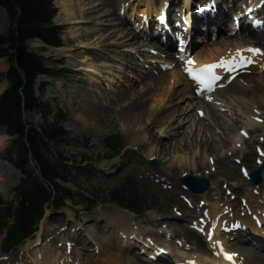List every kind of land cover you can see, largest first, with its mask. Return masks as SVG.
<instances>
[{
	"label": "rangeland",
	"instance_id": "rangeland-1",
	"mask_svg": "<svg viewBox=\"0 0 264 264\" xmlns=\"http://www.w3.org/2000/svg\"><path fill=\"white\" fill-rule=\"evenodd\" d=\"M153 1L158 2V0ZM180 1L174 0L173 3L179 7ZM225 1L222 0L221 3L223 4ZM137 2L128 0L129 5ZM52 3L56 8V14L52 21L55 24L63 25L60 33L62 47L45 46L35 40H30L27 45L30 50L48 59L51 66L62 59L67 72L71 73L68 78L64 77L62 80L39 77L37 83L44 82L45 85L41 99L45 102L49 101L52 108L62 109L66 115L64 127L69 136L68 140L60 145V150L71 160L74 157L78 160L80 155L85 154L92 161L91 177L78 176L75 181H70L66 186L73 191L78 190L80 194L78 197L80 200H78L84 201L86 206H89L92 201L94 204L92 212L88 213L83 211L81 206L83 204H74L69 201L64 208L57 212L49 213L46 210L37 225L38 230L33 234L35 239L26 240L23 245L15 247L7 254H2L0 250L1 263L7 261L11 254L16 253L19 257L13 264H32V254L35 253H33V249L39 248L38 257H40L41 254L46 253L47 249L63 250L64 241L69 239L67 235L85 237L86 234L82 233V230H76L74 217L84 224L91 221L93 217L101 216L105 207L127 210L105 197L107 190L122 183L125 179H132L135 182V184L132 183V188H129L126 194L141 202L142 212L134 213L135 226L157 239L172 242L169 243L171 246L175 245V239L163 238L161 235L167 229L173 234L172 227H165V222L171 219L170 217H176L177 213L175 214L172 209H188L180 198L183 193H186L187 197H191L192 202L199 197H192L182 191L178 179L183 172L206 175L210 180V188L207 190L209 196H206L207 202L211 201L210 198H213L212 200L217 198L221 203L227 198L230 200L225 192L223 193L224 183L234 188L237 196H245L244 192L246 194L250 192L243 173L246 168L250 170L257 164L258 158H260L259 146L264 151V144L261 145L264 142V111L261 114L263 121L255 122L260 126L250 129V121L254 122L249 116L250 110L254 106L251 98L247 95L243 96L240 98L242 104H239L229 94L221 91L222 93L217 96L223 99L221 104L206 102L204 105L205 116L198 118L196 116L198 102L193 101L190 97H184L190 95H184L171 108L169 105L172 104H160L163 109L168 107L174 112L171 123H168L166 119L162 121L167 131H159L158 129L163 127L161 125H149L140 117L141 115H138L133 125L127 124L125 121L128 119L125 117L129 113L137 110L138 107H146L148 104L154 103L156 99L154 86L157 81L155 77L171 71L158 72L156 62H150L152 58H156L149 51L151 47H155V43L146 38L144 30L141 28L144 25L141 23L142 19L135 15L132 17H135V22L130 23L124 15L121 17L118 15L117 8L111 14L108 13L106 7L94 11L93 9L102 3V0H79V4L75 3L74 9L76 17H82L79 19L80 21H61L62 8L55 0H52ZM0 8L1 34L8 26V18L4 7L0 5ZM229 20L228 15L222 20L220 25L223 29L217 31L214 39L217 41L232 39L227 31ZM253 40L258 42L257 39ZM208 46L210 44L203 45L200 50L206 49ZM79 61L92 65V67L85 69L87 71L79 70L77 65ZM6 68L7 59L1 57L0 73L4 72ZM179 72L181 73V70ZM239 81L241 85L250 82L251 86L264 94L263 71L253 68L250 73L243 74ZM6 86L7 82L1 80L0 92L6 89ZM121 92L127 94V99L123 102L118 101V94ZM200 107H203V103ZM23 119L25 122L35 125L42 122L38 111H24ZM169 126H172L173 131H170ZM243 129L250 135L242 136L240 131ZM3 133L6 134L4 131ZM111 134H119L118 142L124 146L114 157H110L107 152L104 140ZM150 134L156 135L155 140L149 139ZM203 141H208V150L211 149L214 152H209L210 161L218 156L226 157L225 165L227 167L219 169L216 165L210 166L208 159L201 163L197 159L199 152L190 156L193 151L198 150L199 144ZM10 142L9 138L6 141V146L0 147V168H2L0 169V197L4 202L13 199V188L21 177L19 172L12 171L13 169L6 165L8 162L5 160V155L10 148ZM184 144L185 146H182ZM186 147L188 149H185ZM213 154H215L214 157ZM150 158L156 160L157 166L149 162ZM190 158L194 163L192 169L187 167ZM76 166L77 164L74 165V167ZM16 174L18 176H15ZM203 197L204 195L201 196V198ZM236 202L235 199L234 203ZM190 213L196 214V211H190ZM148 220H157L160 221V224ZM173 220L183 226L188 222L185 215L181 219L177 217ZM185 227H182L180 232L186 231ZM52 231L56 238L50 241L48 233ZM40 233L45 234V238H42L38 244L39 241L36 239ZM1 240L0 236V248ZM199 241L204 242L200 237ZM251 241L250 244L243 245L247 250L250 249L248 251L250 254H255L254 251L264 253L260 248L263 247L262 245L258 246L254 240ZM84 246L88 248V251L83 250V246L77 244L75 246L77 251L69 254L68 260L71 262L76 258L81 261L83 257L81 253L93 252L88 240ZM147 253L150 254L149 249ZM262 261L264 262L263 259H261Z\"/></svg>",
	"mask_w": 264,
	"mask_h": 264
},
{
	"label": "bare ground",
	"instance_id": "bare-ground-1",
	"mask_svg": "<svg viewBox=\"0 0 264 264\" xmlns=\"http://www.w3.org/2000/svg\"><path fill=\"white\" fill-rule=\"evenodd\" d=\"M55 1L61 6L62 11H63V17H61V21H67V22L80 21L79 19H81L82 17L80 16L79 18H77L75 15V9H74L75 3L79 4V0H76V2H74V0H55ZM214 1L219 6L216 9V14H217L216 16L218 18V15H220V19H223L224 17L222 14L223 9L221 7L222 0H214ZM162 2H164V0H158V2L156 1L154 2L153 0H138L137 4L134 3L131 5H129L128 3L129 7L125 9V15L128 14V17H131V20L135 19V17L132 18L135 15H137L141 19L144 17L145 20L143 21L144 25L142 26V28H144L146 24V29L151 28L152 29L151 31H153V29H158L161 27L158 23L156 22L153 23L154 16H157L158 14H160L161 11L164 14L171 12L169 8H166V9L158 8L157 9L158 5L159 7L162 6L163 4ZM189 4H190V1L185 0L183 8H187ZM105 7L107 8L108 13L111 14L116 10V8L118 10V8L120 7V0H105V1L102 0V3H99L97 7L94 8L93 10L98 11ZM256 10L259 15L264 16V6H262L260 10L258 9ZM150 19H152V22H149ZM213 20L214 19L208 20V22H206V25L214 23ZM162 33L163 35L166 33L163 28L161 30V34ZM246 36L247 35H243L242 39L232 40L231 42L228 41V43L226 41H223L222 43L210 42V43L204 44V45L210 44V46H208L206 49H201V50H200V47L198 48L199 51L196 53L194 57V60L196 62L194 67H197L203 63H208V62L217 60V58L221 56L222 53L226 52V49H230L232 50V52H234L237 48H241L242 46H245V44H249L250 41L247 40ZM250 36H247L248 39L262 40L261 35L256 34V32L250 33ZM199 39L204 40L205 37L202 36ZM256 60L259 63H261L260 67L263 68L264 67V52L262 56L257 57ZM77 65L79 66V70L82 69L84 71H87L85 69H90V67H92V65H88L87 63L83 64L80 61L77 63ZM181 74L182 72L180 73L179 70L174 69V70H171L169 73H164L160 75L159 77H155V79L157 80L155 81L156 83L154 86L155 97H156L154 101L155 104L151 103V104H148V106L146 107H138L137 110L129 113L125 117V119H128L125 122H127V124L133 125L135 123L136 118H138V115L139 116L141 115L140 117L143 120H145L149 125H161L163 127L159 128L158 130L162 132L167 131V129L165 128L166 126L162 124V121L166 119L168 123H171L174 112L170 108L173 105H175L176 101L182 99L184 95H190V96H184V97H193L191 82H189L186 79V77L183 74L182 75ZM221 91L223 93L229 94L230 97H232V99L237 101L239 104H242L240 98L247 95L249 98L253 100L252 102L254 104L253 103L252 104L254 105L253 107H255V110H257L261 114L263 113L264 94L258 91L255 87L251 86L250 82L241 85L237 80H233L230 84H228L226 87L220 90V92ZM126 99H127V94L125 92H121L118 94V101L123 102ZM160 104H163V105L172 104V105H169L170 108L167 107L163 109L162 107H160ZM202 108L204 110V107ZM249 116L250 117L252 116V118H255L256 116H260V115H258L256 111L252 112V110H250ZM250 123H251L250 129H254L260 126L259 124L255 122L250 121ZM169 127H170V131H173L172 126H169ZM0 131H1L0 135H4L1 129ZM154 138H156V135L150 134L149 139H154ZM207 143L208 141H203L202 143H200L198 146V150H196L195 152L193 151L190 156L199 152L197 154V159L200 160L201 163H203L205 159H208L210 162V166L216 165V167H218L219 169L226 166L225 165L226 157H223V156H218L213 159V157L215 156V154H213L212 155L213 160L210 161L209 152L210 151L213 152V150L211 149L208 150ZM158 144H159V141H158ZM263 144L264 142L261 143L262 146ZM220 145H223V143L222 144L220 143ZM182 146H185V144ZM177 148H179V145H177ZM185 149H188V147H186ZM187 165L189 169H192L194 167V163L191 162V158ZM8 167L13 169L10 165H8ZM12 171L17 173V171L14 169ZM189 174L192 175L193 173L190 172ZM263 175H264V172H263ZM15 176H18V174H16ZM250 190L251 191L248 192L247 194L244 193L247 209L243 208L241 206V203L239 204L231 203L229 205H223L216 199L215 200L211 199L210 202L209 201L207 202V197L205 196L207 194L202 193V195H204L206 199L205 206L209 208V211H206V212L204 211L205 213L202 214L204 216V220L207 221L206 224L209 222L208 227L206 229V234H207V231L212 229L215 223L218 222V227L213 230L214 238H211L212 241L210 243H207V244L204 243L205 238H203L204 242L201 243L199 241L200 236L197 234L196 231L191 230L189 227L186 228L180 223L174 222L173 217H171V219H168L166 221L167 225L169 227L174 228V231H175L174 234L176 236L183 237L186 242L191 243V245H195V251L193 252L196 253V255L198 256L197 258L202 263H205L206 261L214 260V258H212L211 255H209V251L210 252L216 251L217 247L215 246L214 240H220L222 241V243L224 242L223 245L224 247H226L225 249H228L227 248V245H228L229 249L243 251L242 252L244 256L243 262L238 261L237 259L233 258L230 261H228L229 264H260L261 259L264 260V254L256 253V251H254L255 254H250L248 251L242 249L241 244L244 243L247 238L241 235L240 234L241 232L239 233L236 231H232L227 234L220 233V230L223 229L224 226H230L233 223H238L237 220L238 218L240 219L241 212H244V213H248V211L254 212L256 215H258L260 218L264 220V194H263L264 182H262V184H259L257 186H252ZM254 190H257L258 192L254 193ZM187 193L192 197L200 196V194H192L189 192ZM200 210L202 211L203 209L201 208ZM191 211L195 212L194 210H191ZM176 213L177 214L175 218L180 217L181 219V217H183L184 213L186 212H184L182 209H178ZM189 214L192 215L193 213L188 212L185 215H189ZM134 218H135L134 214L126 210H121V209L113 208V207H105L101 213V216L93 217L91 221H87L84 224H81L80 222H78L77 225L83 228L82 231L84 234H86V236L83 238H79V237H73L75 236L73 235L72 240L76 242L74 245L77 246V244H80L83 246V250L88 251V248L84 246L86 240H88L92 244L93 249H94L92 253H86V252L81 253L83 257H82V263L80 264H92V262L93 264H167V261L164 260L160 256L154 255L150 261L148 260L147 256H145L144 258V257L139 256L137 253V252L139 253L142 252V254H148L147 253L148 249H149L150 254L153 253L154 250L158 249V245H157L159 244L158 242L156 244L154 243L155 245L152 244V246H147L139 242L141 243V247H139V250L137 251L134 250V252H131L130 249H133L136 244L130 245L129 241L127 240L128 239L127 236L128 234L131 233V230L132 231L137 230L135 227ZM242 218H244V221L246 223H248V221L250 222L252 221V219H248V217H245V216ZM148 221L152 223L155 222V224L159 223L157 220H148ZM260 222H263V221L260 220ZM249 226L253 228L252 230H249L248 235H257L259 236V238H262L264 240V224L260 228H257V226L255 227L254 225H249ZM182 227L186 228V231H183V233L180 232V229L181 230L183 229ZM204 227L205 226H202L201 223L198 222V226H197L198 229L204 228ZM260 231H263V233H260ZM141 233H145V232L140 230V233L138 234V231H137L136 234L139 235L138 238L140 237ZM53 234H54V231L48 234L50 236V241L55 240L56 238ZM131 236L135 237V235H131ZM145 236L146 238H148V240H150V238L148 237L149 235L146 234L144 235V237ZM144 237L143 238L140 237V240L142 241ZM146 238H145V241H147ZM225 242H227L228 244L225 245ZM148 244L151 245L149 241H148ZM162 245L163 244H160L159 246H162ZM75 246L73 250L77 251ZM38 249L39 248L33 249V253L34 252L35 253L32 254L33 255L32 264H68V255L66 254L64 250L63 251L60 249L53 250L56 248L47 249L45 251L46 253L41 254L40 257H38V251H39ZM16 256H17L16 253L10 256L9 264H12L13 259H15ZM153 259L154 261H152ZM261 264H264V262L262 261Z\"/></svg>",
	"mask_w": 264,
	"mask_h": 264
},
{
	"label": "trees",
	"instance_id": "trees-1",
	"mask_svg": "<svg viewBox=\"0 0 264 264\" xmlns=\"http://www.w3.org/2000/svg\"><path fill=\"white\" fill-rule=\"evenodd\" d=\"M0 5L9 17L6 34L0 35V55H7L11 63L5 75L10 85L0 96V124L10 133L17 134L15 159L11 162L25 175V179L16 188V208L12 210L11 205L5 209L0 208V214L6 210V219L15 217L14 227L8 236L9 243L14 244L30 233L32 224L42 214L45 205L58 208L64 204L65 199H74V194L55 182V179L66 181L70 167L64 163L63 158L51 160L48 151L51 141L58 142L65 136L60 125L63 114L56 112L51 121L39 127V131L34 126L26 127L21 118L22 106L25 109L42 106L32 92L35 77L42 72L55 73L44 67L39 57L26 50L25 41L37 37L49 45L60 44L61 26L51 22L55 9L51 0H0ZM116 138L118 135L105 139L111 152H118L120 147L116 144ZM29 160L36 166L38 178L26 169ZM39 178L52 189L47 190ZM109 193L111 199L119 205H135V200L125 195L124 184L112 188Z\"/></svg>",
	"mask_w": 264,
	"mask_h": 264
},
{
	"label": "snow or ice",
	"instance_id": "snow-or-ice-1",
	"mask_svg": "<svg viewBox=\"0 0 264 264\" xmlns=\"http://www.w3.org/2000/svg\"><path fill=\"white\" fill-rule=\"evenodd\" d=\"M249 52L261 53L264 50L259 48H248ZM244 49L237 48L235 54L228 56H221L219 60L208 62L200 65L199 67H194L195 61L189 58L186 62L185 72H187L198 85L203 88H211L216 80L219 79V76L216 73V69L219 67L230 68L237 59L247 60V57H244L242 54ZM247 135V133H245ZM219 243V242H218ZM233 253H225V256L231 260L233 258Z\"/></svg>",
	"mask_w": 264,
	"mask_h": 264
},
{
	"label": "water",
	"instance_id": "water-1",
	"mask_svg": "<svg viewBox=\"0 0 264 264\" xmlns=\"http://www.w3.org/2000/svg\"><path fill=\"white\" fill-rule=\"evenodd\" d=\"M153 163H155L153 161ZM264 165V163H263ZM259 171L260 169H255V170H252L250 171L249 175L250 176H254V175H258L259 174ZM182 182L184 183H191L193 184L194 186L197 187V189H206L208 187V180L204 177H200V178H195L193 176H184L182 179H181ZM255 181L253 179L250 180L249 183H254Z\"/></svg>",
	"mask_w": 264,
	"mask_h": 264
},
{
	"label": "clouds",
	"instance_id": "clouds-1",
	"mask_svg": "<svg viewBox=\"0 0 264 264\" xmlns=\"http://www.w3.org/2000/svg\"><path fill=\"white\" fill-rule=\"evenodd\" d=\"M9 139L8 135H0V147L6 146V141Z\"/></svg>",
	"mask_w": 264,
	"mask_h": 264
}]
</instances>
